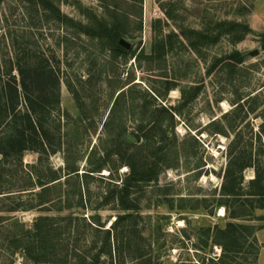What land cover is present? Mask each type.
Returning <instances> with one entry per match:
<instances>
[{
  "label": "rangeland",
  "instance_id": "obj_1",
  "mask_svg": "<svg viewBox=\"0 0 264 264\" xmlns=\"http://www.w3.org/2000/svg\"><path fill=\"white\" fill-rule=\"evenodd\" d=\"M35 1L27 4L2 0L0 34L3 28L9 27L19 40L40 52V63L48 64L58 79V87L52 94L56 95L58 104H53L51 116L60 119L61 136L79 138L74 148L80 155L86 154L101 136L115 92L130 80L133 81L130 85L135 84L132 95L137 103L146 96L148 103L166 105L173 111L172 126L167 115H161L160 120L170 127L168 133L173 128L177 141L183 142L184 153L177 170L162 172L157 185H150L140 193L138 214L141 217L136 220L137 232L132 240L143 246L145 259L150 256L157 264H217L221 249L211 243L205 231L235 222L226 217L223 207L216 206L221 198L227 146L235 134L264 168V136H259L264 132V51L261 48L264 0H46L48 5L43 6ZM51 7L58 9L60 15L53 13ZM163 9L168 11L171 20ZM225 20L246 22L250 31L234 45L225 36L220 37L203 51V61L187 48L179 34V30L186 28L215 34L216 26ZM100 21L119 24L127 32L123 39L130 44L128 50L138 59L109 52L107 41L94 36L99 33L97 22ZM154 22H157V35L168 36L167 52L161 62L147 59L154 39ZM233 50L241 54V65L231 69L218 67L207 73L213 58ZM165 77L174 80L177 86L166 95L162 85ZM44 88L49 87L41 83L40 91ZM180 89L186 92L187 101L183 104ZM150 90L159 94L155 102L147 95H152ZM20 101L23 106L22 97ZM79 118L85 122L82 127L75 124ZM130 120L126 127L133 133ZM55 125L49 123L52 134ZM168 137V140L172 138L170 134ZM127 138L133 140L129 135ZM22 159L24 166L35 167L30 170L39 178L40 167L42 171L48 166L63 167L62 152L44 158L41 166L37 152L27 151ZM196 167L200 168L189 172ZM198 171L200 174L196 176ZM126 172L122 168L118 174L123 176ZM102 174L107 176L108 172ZM19 175L21 180L16 181V187L29 182L24 174ZM243 176L247 183L254 176L253 169H246ZM94 183V193L107 188L105 181ZM2 199L0 216L8 218V222L17 219L30 226L35 218L44 215L37 208L40 197L33 194L11 196L5 202ZM180 205L183 210L178 209ZM9 208L17 211L5 213ZM99 215L107 228L117 213L106 210ZM253 216L236 221L256 229V249L250 253L243 251L239 258L244 256L248 260L239 259L240 264H264V208L254 210ZM103 237L100 235L99 239ZM124 242L119 240L118 244L121 257L113 254L109 259L103 255L98 264H139ZM4 259L3 263L9 264V259ZM13 262L21 264V259L15 256Z\"/></svg>",
  "mask_w": 264,
  "mask_h": 264
},
{
  "label": "trees",
  "instance_id": "obj_2",
  "mask_svg": "<svg viewBox=\"0 0 264 264\" xmlns=\"http://www.w3.org/2000/svg\"><path fill=\"white\" fill-rule=\"evenodd\" d=\"M17 1L34 3V0ZM35 4L48 5V1L36 0ZM33 7L40 9V6ZM51 9L53 13L60 15L58 9ZM163 11L171 20L168 11ZM156 23L152 25L154 39L147 59L161 62L167 52L168 36L163 37L161 33L157 35ZM216 27L215 34L194 28L179 30V34L187 48L203 61V51L217 43L220 37L225 36L234 45L250 31L246 22L238 21L225 20ZM97 29L99 33L94 36L107 41L109 52L124 57L128 54L135 55L120 46L119 40L125 38L127 32L119 24L100 21L97 22ZM84 33L91 36L88 32ZM21 40L9 27L2 29L0 198H4L2 202H5L11 196L33 194L40 197V208H37L44 215L35 218L30 226L17 219L8 222V218L0 216V264H4L6 257L9 264H15V256L21 259V264H98L103 255L109 259L113 254L116 258L121 257L119 240L125 241L127 250L133 253L136 261H140L139 264H157L152 262L150 256L145 259L143 246L140 243L136 245L132 235L136 234V220L141 217L138 214L140 193L150 185H157L162 172L177 170L181 164L183 142L177 141L173 128L168 133L170 127L160 120L161 115H167L172 126V109L166 105L150 104L146 101V96L139 99L141 103H137L132 95L135 84L130 85L133 82L130 80L115 92L111 109L102 125L101 136L97 137L86 154L80 155L74 148L79 138L61 136L60 119L51 116L54 105L58 104L56 95H52L58 87V79L47 67L48 64L40 63V52ZM261 48L264 51V30ZM134 59H138V56H134ZM242 63L241 54L233 50L219 58H213L206 71L209 74L215 68L231 69ZM40 82L49 88H44L41 92ZM47 83L53 85L48 86ZM162 85L164 95L177 87L174 80L167 77L163 79ZM68 89L72 92L70 85ZM150 92L152 95H147L155 102L159 94ZM180 94L183 104L187 101L184 89H180ZM129 119L134 125L133 133L126 127ZM50 122L57 124L53 127V134L49 132ZM83 123L85 122L81 118L75 121L79 127ZM169 134L172 136L170 140ZM128 135L132 141L128 140ZM259 136H264V132L259 133ZM27 151L40 155V166L44 158L62 152L63 167L54 169L48 166L43 171L40 167L39 178L30 170H35V167L29 169L23 165L22 156ZM122 168L127 170L123 176L118 174ZM248 168L253 169L254 176L244 183L243 172ZM104 171L108 172L107 176L102 174ZM199 171L196 176H199ZM20 173L29 182L16 187V181L20 182L23 178ZM18 175L22 177L20 180ZM96 180L107 182V188L94 193L92 186ZM222 180L219 194L221 198L216 206L223 207L226 217L235 222H228L224 228H208L205 232L207 237H211V243L221 249V254L216 259L217 264H240L237 262L239 259L243 262L248 260L244 256L239 258L243 251L250 253V250L256 249V229L237 222L253 218L254 210L264 208V168L258 158L253 156L251 149L242 144L237 134L227 146V162ZM178 209L183 210V206H178ZM106 210L117 213L107 228L99 215ZM15 211L17 210L9 208L4 212ZM100 235L104 236L102 240L99 239ZM133 246L136 248L133 249Z\"/></svg>",
  "mask_w": 264,
  "mask_h": 264
},
{
  "label": "water",
  "instance_id": "obj_3",
  "mask_svg": "<svg viewBox=\"0 0 264 264\" xmlns=\"http://www.w3.org/2000/svg\"><path fill=\"white\" fill-rule=\"evenodd\" d=\"M119 44H120V46H122L126 50H128L130 48V44L124 39H120Z\"/></svg>",
  "mask_w": 264,
  "mask_h": 264
}]
</instances>
